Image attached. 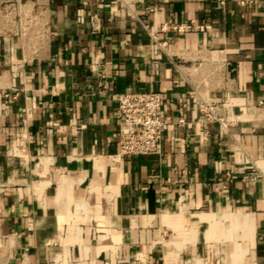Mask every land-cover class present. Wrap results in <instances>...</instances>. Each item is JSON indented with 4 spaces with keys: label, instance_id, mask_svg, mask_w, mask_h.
I'll return each instance as SVG.
<instances>
[{
    "label": "crops",
    "instance_id": "obj_1",
    "mask_svg": "<svg viewBox=\"0 0 264 264\" xmlns=\"http://www.w3.org/2000/svg\"><path fill=\"white\" fill-rule=\"evenodd\" d=\"M0 264H264V0H0Z\"/></svg>",
    "mask_w": 264,
    "mask_h": 264
},
{
    "label": "built area",
    "instance_id": "obj_2",
    "mask_svg": "<svg viewBox=\"0 0 264 264\" xmlns=\"http://www.w3.org/2000/svg\"><path fill=\"white\" fill-rule=\"evenodd\" d=\"M203 28L206 27L190 24L173 27L177 31H202ZM213 108L212 105L204 104L199 106V111L206 119L221 123L215 117ZM116 117L119 157L158 156L161 153V142L169 124L163 117L159 93L147 91L117 94Z\"/></svg>",
    "mask_w": 264,
    "mask_h": 264
}]
</instances>
